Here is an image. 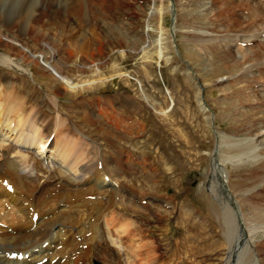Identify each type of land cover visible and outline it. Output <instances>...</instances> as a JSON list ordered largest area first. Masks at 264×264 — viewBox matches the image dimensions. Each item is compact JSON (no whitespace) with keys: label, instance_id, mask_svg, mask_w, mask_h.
<instances>
[{"label":"rangeland","instance_id":"obj_1","mask_svg":"<svg viewBox=\"0 0 264 264\" xmlns=\"http://www.w3.org/2000/svg\"><path fill=\"white\" fill-rule=\"evenodd\" d=\"M82 1H84L83 10L86 13L83 20L76 22L71 17V20H68L69 17L65 16L66 13H63L64 10H62L63 17L60 16V19L63 18L64 21L60 19L58 21H61L60 25L63 29H75L79 36L77 40L81 41L80 43L85 41L88 46L90 44L89 53L91 54L79 57L72 52L65 42L66 44L61 45V51L55 57L59 58L54 59L55 61L51 65L59 66L60 72L69 78V83L71 82V86L76 87L75 89L71 90V87L69 88L62 81L56 84V82L48 80L45 83L35 69L36 63H23L20 57H13L14 66L15 68L18 67L17 70L19 71L9 68V72L16 75H21V72L25 73L28 76L27 84L33 89V91L22 90L23 96H29L27 107L29 109L35 108L39 115L44 117L43 120L47 125L48 133L56 126V124L52 126L50 123L55 115L59 114L61 118L67 120L66 125L69 127L86 125L87 127H80L86 133L82 136L85 139L89 137L93 140L91 141L92 144L100 143L107 154L115 150L117 153L128 152V148L135 154L137 153L138 157L144 156L146 158L147 156V159H143L153 164L156 169L155 174L145 168L128 164L132 165L131 167L134 168L137 175L128 172L129 175L132 174L135 177L132 181H124L132 188L131 191L141 196L151 195L154 202L143 207H137L131 203L129 207L126 203L127 200L119 199L126 206L127 218L135 221H132L136 224L134 231L137 235L135 237L143 236L144 238L146 235L142 242L151 241L148 244L151 243L149 251L152 253L151 250H153L151 254L153 256L148 259H141V264H221L222 254L219 252L221 248L219 246L221 241L227 240L225 239L227 237L222 232L226 226V218L222 216L225 215V208L223 207L224 196L223 194L220 195L218 188L219 178L217 175L219 173L214 171V180L208 182L207 186L213 192L208 189L209 196L207 197H203L207 193L203 191L204 189L201 190V178L207 168L212 169L210 154L213 153L215 146L220 152H217L219 157L216 156L217 160H220L218 163L223 164L220 166L224 169L230 182L244 179L253 172L254 168L260 165L261 161L264 162V136L263 139L256 137L252 139L253 136L251 133L249 134L248 129V126L255 122H259L262 126L264 124L261 109L257 108L260 103L256 104L253 97L247 100V95H254L251 92L247 93L250 88H253V91L257 88L260 94L264 95V79L258 73V68L264 66V58L260 60V65L257 66L246 60V63H243L242 60L246 56V49H249L253 44L250 47L243 45L248 42V38L253 39V37L249 36L250 33H238L235 27H231L230 24L234 23L233 19L221 18L222 7L220 8V6L224 0H173L175 23L172 26L171 0H124L123 5L120 4L121 6L119 5L115 10L116 13L114 11L105 12L104 15L108 17L104 18L88 17L85 0ZM261 4L259 3V5ZM93 8H95L94 5ZM2 10L13 12L12 9L5 10L4 8ZM3 11H1L2 14ZM45 13L47 14L43 11V14ZM231 13L239 17H242L241 15L247 16L246 10L234 9ZM6 15L9 17L8 13ZM204 17L208 19L206 22H202ZM7 19L4 20V24H8ZM199 24L201 25L199 26ZM209 26L213 29L206 30V27L210 28ZM92 28L93 30H91ZM170 28L175 33V44L173 45L167 37ZM33 32L35 33L36 29ZM256 32L253 35L259 37L257 41L260 44L261 42L264 43V26H261L260 30ZM34 33H20V36H24L26 41L24 38L19 40L27 47L36 45V43L41 44L36 40L31 41L30 38ZM29 34L30 36H28ZM226 37L229 40H225V43L230 41L232 50L236 54V60L243 63L236 71L229 74H227L228 66L233 65L235 61L228 60L224 62L227 65L225 66L218 59L220 51L205 50L206 44L211 41L217 43ZM0 39L2 38L0 37ZM242 42L244 43L241 44ZM0 43H2L1 40ZM260 47L264 49V44ZM0 52H2L1 48ZM40 52L42 49H38L36 54ZM195 55H197V59L194 58ZM44 56L46 59L53 60L50 52L45 53ZM182 60L189 65H186ZM46 63H49V60ZM11 65L13 66V64ZM224 66L226 69L222 71ZM2 68L7 70L6 67ZM254 76H256L258 83L248 85L247 89L245 85L249 82L247 81V83L245 80H252ZM13 77L19 76L13 75ZM56 78L63 77L57 75ZM18 82L17 80V84L21 86ZM201 86L204 89L205 103L214 116L213 123L217 129V137H214L211 128V113H205L207 109L203 102L204 99L199 94ZM240 88H243L245 93L240 94ZM56 95L59 96L56 97ZM197 95L200 96L199 100H197ZM198 102L201 107L197 104ZM97 111H104L106 114L107 111L108 113H117L136 121H134V125L128 126V129L115 126L119 132L117 137L112 138L108 135L110 131L104 130L102 134L106 139L97 134L93 128L97 126L96 129L98 130L112 128L116 131L115 128L107 125L105 121L88 123L83 120L85 115L99 116L96 115ZM95 116L93 117L97 118ZM260 124L259 126H261ZM41 125L42 127L45 126L44 124ZM111 132L115 134V132ZM262 133L264 134V130ZM249 137L251 138L248 141L250 143L247 142ZM51 139L52 135L49 136L48 142ZM72 142L79 149L81 165L86 166L87 179L93 182L95 189H98L99 186L93 177L98 175L99 163L104 166L109 165L107 158L100 157L96 151L90 150V147L83 144L82 139L75 137ZM250 146L251 148H249ZM238 147L242 152L236 156L235 151ZM111 161V163L114 162ZM111 165L115 167L114 163ZM145 176H150L148 178L150 182ZM39 180L42 182L43 177H40ZM261 182L255 184L256 186H249L250 188L240 190L238 195L240 197L238 198L254 192V194H264L263 180ZM231 190L233 191V188ZM250 191L252 192L250 193ZM114 192V188L109 191V199L106 201L112 200ZM128 196H133L130 190H128L126 199ZM134 199L137 200L136 197ZM227 201L229 206L235 209L234 203ZM6 216L7 213H5ZM127 225L134 227L131 222ZM125 228L120 226L122 232L119 230L120 236L115 239L122 246L133 244L134 240L123 235V232L127 233ZM254 229L248 232L249 234L253 232L254 236L250 234L253 236L252 240L257 238V232L264 231L263 228L257 232ZM85 231L86 235L91 234L87 227ZM81 239L80 236L77 237L79 242ZM101 240L97 237L95 241L91 264H122L119 262L117 250L107 244L105 240ZM256 240L257 242L264 240V233L260 239L257 238ZM256 240L254 241L256 242ZM213 243L219 246H215ZM238 246L242 248V245L239 244ZM243 253L239 261L243 260V256H247V253ZM74 256L75 258L78 257L76 254ZM258 261L260 264H264L263 252H258ZM82 263L86 264L85 260L79 262V264Z\"/></svg>","mask_w":264,"mask_h":264},{"label":"bare ground","instance_id":"obj_2","mask_svg":"<svg viewBox=\"0 0 264 264\" xmlns=\"http://www.w3.org/2000/svg\"><path fill=\"white\" fill-rule=\"evenodd\" d=\"M83 2L82 0H0V37L2 38L0 39L2 42L0 43L2 51L0 52V264H69L70 261L71 264H79V262L84 260L86 264H91L94 254L92 250L95 249L94 245L97 237L105 240L107 244H110L111 247L117 250L120 259L118 260L122 264H136L138 262L141 264V259H148L153 253V250H151L152 253L149 251L151 243H148L150 240L148 243L142 242L146 235L144 238L143 236H139L138 238L135 237L137 235L134 231L136 224L133 222L135 221L127 218L126 206L119 201V199L127 200L125 193L128 194V190H132V188L126 184V181H124L126 180L125 176L127 172L134 173V168L131 167L132 165H128V152L124 151L117 153L115 152L117 150H115L114 152L110 151L111 153L108 151L109 154H107L104 150L105 148L103 149L100 143L94 141L95 144H92L91 141L93 140L89 137L85 139L82 135H86V133H84L80 127L76 125H72V127L67 126V120L61 118L59 114H56L50 123L52 126L56 124V126H54L55 128L53 130L51 129L52 131L48 133L46 129L47 125L43 120L44 117L42 118L35 108L29 109L27 107L29 96H23V89L33 91L27 84L28 76L23 72H19L21 75H16L8 70L9 68L17 70L18 67L15 68L13 57H20L23 63H36L35 69L45 83L48 80L56 82V84L62 81L64 84L66 83L65 85H68L69 88L71 87V90L75 89L76 87L74 88L71 86L72 83H69V78L60 72L59 66L56 67L51 65L59 58L55 57L58 56V53L61 51L60 47L62 44H66L65 42H67L72 52L79 57H81V55L88 56L91 54L89 53L91 49V47H89L90 44L88 46L85 41H83L84 43H80L81 41L79 42L77 40L79 38L77 35L78 32H75V29L72 28H61V21H58L60 16L63 17V13H66V15H64L69 17L68 20H71L70 17L76 22L83 20L86 14L83 10ZM123 2L124 0H96L92 2L91 0H85V6L89 14L88 17L104 18L107 16L104 15L105 12L114 11V13H116L115 10L120 4L123 5ZM259 3L262 4L259 5ZM11 5L12 7L10 8ZM93 5L96 9L93 8ZM4 8L5 10L12 9L13 12L3 11L2 9ZM220 8L222 19H233L234 23L230 24L231 27H235L238 33H250L249 36L253 37V39L248 38V42L253 45L249 49H246L247 53L242 59L243 63H246V60L247 62H252L256 66L260 65V60L264 58V49L260 46L264 43L261 42L260 44V42L257 41L259 37L257 38L253 33L259 31L261 26H264V2L224 0ZM234 9L246 10L247 16L241 15L242 17H239L231 13ZM62 10H64L63 13L61 12ZM1 11L4 13L2 14ZM43 11L47 12V14H43ZM5 12L8 13L9 17ZM5 19L9 21L7 22L8 24H4ZM206 19L205 17L202 18V22H206ZM60 20H63V18ZM201 24H199V26ZM209 27L210 28L206 27V30L213 29V27ZM25 29L28 30L25 31ZM34 29H36L35 33L33 32ZM91 30H93V28ZM214 31L219 32L216 30ZM30 32L34 33L32 38H30L31 41L33 40L34 42L36 40L41 44L38 45L35 42L36 45L30 44L32 46L27 47L21 43L19 39H25V37H21L20 33ZM74 33L76 34L74 35ZM28 36H30V34ZM225 40H229V38L220 39L217 43L211 41L206 44L205 50H210L211 52L220 51L218 59L223 63L228 60L235 61L233 65L228 66L229 71L227 70V74H229L236 71L243 63L236 60V54H234L232 50L230 41L225 43ZM86 41L89 42L88 40ZM38 49H42V52L36 54ZM49 52L53 60L45 58L44 54ZM196 57L197 55H195L194 58L197 59ZM28 59L33 60L29 61ZM48 60L49 63H46ZM11 64H13L14 67ZM225 66L227 65L225 64ZM225 66L221 69L222 71H225ZM2 67H6L7 70H4ZM24 70L28 71L27 69ZM18 71L19 70H17V72ZM28 72L27 74L29 75ZM258 73L260 77L264 79V66L258 68ZM13 75L19 77L14 78ZM57 75L63 78H56ZM241 77L242 75L240 78ZM235 79L237 80L239 78ZM17 80L21 86L17 84ZM256 80V76H254L252 80H245V82H249L245 87L248 89V85L257 84L258 82ZM252 89L253 88H250L247 93L249 94V92H251L254 95H247V100L253 97L256 104L260 103L257 108L261 109L262 118H264V104H262L264 103V95L262 96L257 88L254 91ZM35 91L37 92V89ZM239 93H245L244 89L240 88ZM58 96L59 95H56V97ZM128 103L130 102L128 101ZM83 120L88 123L99 122L98 118H94L93 115H85ZM39 122L45 126L42 127L41 124H38ZM259 124V122H255L253 125L251 124L248 126L250 131L249 134L251 133V136H253L252 139L254 137L259 139L264 136L262 133L264 124L263 126L261 124V126H259ZM59 125H61L60 127L65 129V131H63ZM125 128L128 129L129 127ZM89 129L88 127V130ZM93 129L97 134L102 136L104 130H109L110 132L108 135L112 136V138L119 135L116 128V131L112 128H103L100 130L96 128ZM111 131L115 132V134ZM50 135H52L53 139L49 143L48 138ZM75 137L82 139L84 145L90 147V150L96 151L98 156H103L105 159L107 158L108 161H106L109 162V165H101V169L97 168L98 175L93 177V180L97 182L99 186L98 189H95L93 182L86 177V166L81 165L79 149L77 145L72 142V139ZM103 138L106 137L103 136ZM249 148H251V146ZM232 150L234 151V148ZM89 152L91 154V151ZM241 152L242 150L238 147L235 151L236 156ZM255 152L256 151H254V153ZM227 156L229 157V155ZM239 157H241V155H239ZM211 158L212 169L209 170V168H207L206 172L203 174L201 178V190L204 189L203 191L207 193L203 195V197L209 196L208 189L213 192L211 188H208L207 184L214 180V171H218V188L220 190V195L223 194V198L226 200L223 199L225 215H222L226 218V226L225 229L222 227L224 229L222 232L227 237L225 238L227 239L226 241H221L220 246L213 243L215 246L221 247L219 251L220 254H222V257L220 256V263L260 264V261H258V252H263L264 254V240L260 242L256 240L255 242L252 240L253 236L250 235L252 232L250 234L248 232L252 231L254 228L256 229V227L259 228L264 226V194H254V192L242 198H238L240 197L238 195L240 194V190L250 188L258 184L259 181L261 182L263 180L264 183V162L261 161L259 166L256 165L257 167L253 169V172L244 179L230 182L225 175L224 169L221 167L223 164L218 163L220 160H217V158L214 160L213 153L210 154V160ZM145 159H147V156ZM111 160L114 161L115 167L111 165L113 164ZM259 162L258 160V163ZM105 175L107 178H105ZM40 177H43L42 182L39 180ZM3 181H7V184L12 185V192L6 190V187L2 184ZM113 188L115 194L112 196V200L106 201L109 199V191ZM231 188H233V191ZM251 192L252 191H250V193ZM220 195L217 196L220 197ZM227 200L234 203L235 209L229 206ZM206 201L209 203L207 198ZM210 207H212L211 204ZM214 209H216V207H214ZM245 211H247V213H244ZM5 213H7L6 217ZM34 214L38 216L36 222H32L31 219ZM130 222L134 227L127 225ZM121 225L124 228L128 226V228H125L127 233L123 232V235L127 236L129 239L133 238V244L122 246L115 240L120 236ZM86 227L89 232H91V234H89L90 236L86 235ZM78 236L82 238L80 242L77 240ZM73 243L75 244L73 245ZM239 244L242 245V248L238 246ZM82 246H85V248H82ZM243 252L247 253V256H243V260L239 261L241 255L244 254ZM11 253H22L23 256L27 255V258L24 257L21 260L13 259L9 257ZM75 254L78 256L77 258H75Z\"/></svg>","mask_w":264,"mask_h":264}]
</instances>
